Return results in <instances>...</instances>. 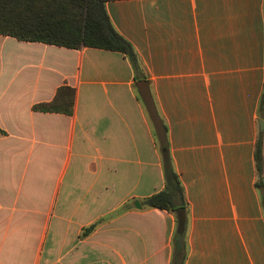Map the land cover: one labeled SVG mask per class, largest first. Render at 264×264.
Returning <instances> with one entry per match:
<instances>
[{
  "label": "crops",
  "instance_id": "0c3cea01",
  "mask_svg": "<svg viewBox=\"0 0 264 264\" xmlns=\"http://www.w3.org/2000/svg\"><path fill=\"white\" fill-rule=\"evenodd\" d=\"M105 7L137 76L117 52L0 36V264H170L174 216L141 204L164 185L151 105L187 203L184 264H264V0ZM62 86L72 116L32 110Z\"/></svg>",
  "mask_w": 264,
  "mask_h": 264
},
{
  "label": "trees",
  "instance_id": "16d2710c",
  "mask_svg": "<svg viewBox=\"0 0 264 264\" xmlns=\"http://www.w3.org/2000/svg\"><path fill=\"white\" fill-rule=\"evenodd\" d=\"M110 1L117 0H0V36L72 50L92 48L117 52L129 61L137 76L141 71L140 59L132 45L112 25L105 7ZM261 99H264V88ZM74 105L75 90L62 86L50 102L36 104L32 110L72 116ZM148 111L154 128L164 185L161 191L143 199L141 204L145 209L173 214L175 228L171 240L170 264H184L189 222L184 190L174 169L165 125L152 105ZM254 158L257 186L261 187L263 160L260 139L256 143ZM261 206L264 214L263 198ZM94 228L95 225H91L84 229L81 238L88 236Z\"/></svg>",
  "mask_w": 264,
  "mask_h": 264
},
{
  "label": "water",
  "instance_id": "95a60500",
  "mask_svg": "<svg viewBox=\"0 0 264 264\" xmlns=\"http://www.w3.org/2000/svg\"><path fill=\"white\" fill-rule=\"evenodd\" d=\"M263 124H264V123H263L262 121L259 122V126H260V130H261V131L263 130Z\"/></svg>",
  "mask_w": 264,
  "mask_h": 264
}]
</instances>
